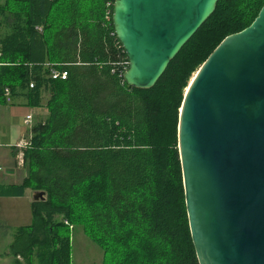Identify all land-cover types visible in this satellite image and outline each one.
<instances>
[{
  "label": "trees",
  "instance_id": "obj_1",
  "mask_svg": "<svg viewBox=\"0 0 264 264\" xmlns=\"http://www.w3.org/2000/svg\"><path fill=\"white\" fill-rule=\"evenodd\" d=\"M15 4L0 5V63L7 64L0 65V103L6 88L31 107L41 106L44 91L50 98L24 150L28 176L1 185L0 197L30 188L46 199L33 201L32 224L9 230L0 222V235L10 232L27 264H72L71 237L54 225L63 216L83 222L113 264H199L178 148L180 109L204 61L251 25L264 0H219L150 89L124 80L128 59L112 24L114 0ZM52 68L68 76L53 79ZM40 227L45 238L37 241Z\"/></svg>",
  "mask_w": 264,
  "mask_h": 264
},
{
  "label": "water",
  "instance_id": "obj_2",
  "mask_svg": "<svg viewBox=\"0 0 264 264\" xmlns=\"http://www.w3.org/2000/svg\"><path fill=\"white\" fill-rule=\"evenodd\" d=\"M218 1L114 0L125 82L152 88ZM178 143L199 264H264V5L191 79ZM45 199V191L34 195Z\"/></svg>",
  "mask_w": 264,
  "mask_h": 264
},
{
  "label": "rangeland",
  "instance_id": "obj_3",
  "mask_svg": "<svg viewBox=\"0 0 264 264\" xmlns=\"http://www.w3.org/2000/svg\"><path fill=\"white\" fill-rule=\"evenodd\" d=\"M0 5L3 6V10H14L16 7L15 0H0ZM4 31L5 28L3 27L0 35L3 34ZM16 60L20 62L21 59L16 56ZM0 65L7 64L0 63ZM12 108L13 110L11 111V117L14 124V126H12V129L13 131L19 129V138L21 139L23 135L30 132L33 126L32 123L31 125H26L24 123L25 115L29 111L28 108L24 105H17ZM36 119L38 118H35L33 122H35ZM1 126L4 127L3 124H1ZM3 130L4 132H7L4 137L6 138V140H9L10 134L8 133V129ZM4 137L2 138V143H4L5 141ZM2 167L5 168L6 166ZM18 201L19 202H14L10 201V199H0V222L6 228L7 226L10 228H16L20 225H29L32 224L35 220L32 205L30 207L26 203V199H20ZM54 225L58 227L59 233L64 235L69 234L71 237L72 264H113L112 261L110 262V251L109 253L106 252L105 248L94 240L83 222L78 221L77 223H73L69 221L68 223V221L63 216H57L55 217ZM0 238V253H6L8 264H27L24 257L21 254H18L17 250L12 247V236L10 232H7L6 234L2 233L0 235ZM44 238L45 229L43 227H40L38 228L36 233V240L42 241Z\"/></svg>",
  "mask_w": 264,
  "mask_h": 264
},
{
  "label": "crops",
  "instance_id": "obj_4",
  "mask_svg": "<svg viewBox=\"0 0 264 264\" xmlns=\"http://www.w3.org/2000/svg\"><path fill=\"white\" fill-rule=\"evenodd\" d=\"M3 27L0 25V33ZM1 36V35H0ZM50 98V93L44 91L42 104L39 107H31L27 103V99L24 96H13V98H9L6 104H2L0 111V133H1V141L4 135L7 132L3 129H8V133L10 134L9 140H6L4 143L0 144V166H6L5 168L0 170V186L1 185H11V184H20L24 181V179L28 176V166L24 161V150L29 145L31 138V130L28 134H25L19 138V129L13 131L12 126H14L11 111L12 107L17 105H24L28 108V113L25 115L24 123L26 117L32 116V125L36 123V121L44 120L48 115L47 102ZM38 111V112H37ZM36 119L35 122H33ZM3 124L4 127L1 126ZM31 125V124H26ZM33 127V126H32ZM28 138V139H27ZM27 144V145H26ZM26 145V146H25ZM9 148V149H7ZM36 194V191L28 188L25 194L21 197H0V199H10V201L19 202L20 199H26V203L31 207L34 198L33 195ZM24 204V203H23ZM30 225V224H29ZM25 226V225H20ZM3 238V237H2ZM1 240V238H0ZM12 241V240H11ZM6 253H0V264H8V259H6Z\"/></svg>",
  "mask_w": 264,
  "mask_h": 264
},
{
  "label": "built area",
  "instance_id": "obj_5",
  "mask_svg": "<svg viewBox=\"0 0 264 264\" xmlns=\"http://www.w3.org/2000/svg\"><path fill=\"white\" fill-rule=\"evenodd\" d=\"M0 49H1V44H0ZM50 75L52 76L53 79H65L68 76V72L52 68L50 71ZM30 87L31 88L34 87V82L30 83ZM25 122H26V124H31L32 123V116L31 115L27 116ZM0 144H1V133H0ZM1 169H3L2 166H0V170Z\"/></svg>",
  "mask_w": 264,
  "mask_h": 264
},
{
  "label": "bare ground",
  "instance_id": "obj_6",
  "mask_svg": "<svg viewBox=\"0 0 264 264\" xmlns=\"http://www.w3.org/2000/svg\"><path fill=\"white\" fill-rule=\"evenodd\" d=\"M5 91H6V94H5V96H6V97L9 99V89H8V88H6V90H5ZM1 105H2V104L0 103V109H1Z\"/></svg>",
  "mask_w": 264,
  "mask_h": 264
}]
</instances>
